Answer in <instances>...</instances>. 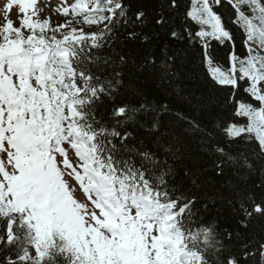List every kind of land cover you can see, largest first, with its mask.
Masks as SVG:
<instances>
[{
  "label": "snow or ice",
  "instance_id": "6c2138e0",
  "mask_svg": "<svg viewBox=\"0 0 264 264\" xmlns=\"http://www.w3.org/2000/svg\"><path fill=\"white\" fill-rule=\"evenodd\" d=\"M160 2L146 0L148 7L133 12L125 0H61L55 22L44 14L41 0L0 4V264H264V228L252 239L242 231L253 216L264 217V199H257L248 177L233 179L239 172L229 176L223 162L217 163L226 194L218 189L192 197L172 211L178 201L167 199V190L177 177V135L169 141L161 132L151 148L129 143L128 133L115 143L107 135L108 124L119 125L120 118L149 130L140 120L149 111L156 113L150 130L157 132L160 115L170 111L167 103L159 109L147 103L144 90L125 76L126 68L150 72L148 66L157 63L154 55L138 64L130 51L112 48L98 69L85 66L92 49L112 46L117 28L126 32L125 42L148 45L155 40L150 52L159 46L166 53L169 42L180 37L177 29L167 31L164 9L152 7ZM254 3L264 17V2ZM176 6L170 0V9ZM237 16L245 17L255 32L251 16L242 9ZM187 17L210 25L216 38L223 34L208 0L203 9L190 7ZM260 34L264 37V31ZM208 35L196 32L197 37ZM174 59L169 55L160 63L178 78ZM215 70L235 86L234 61L230 75ZM241 75L261 104L253 108L237 102L235 115L247 118V124L230 122L223 131L230 139L255 138L264 152V64L253 62ZM121 90L144 102L100 107L105 97L113 101ZM197 107L207 109L205 119L215 127L219 118H213L212 102ZM176 115L201 127L181 112ZM231 162L255 173L246 158ZM184 175L191 173L185 170ZM260 176L256 189L264 187V168ZM210 205L218 218L207 221L201 210ZM225 209L230 210L227 217ZM224 219L234 220L238 228L222 226Z\"/></svg>",
  "mask_w": 264,
  "mask_h": 264
},
{
  "label": "trees",
  "instance_id": "16d2710c",
  "mask_svg": "<svg viewBox=\"0 0 264 264\" xmlns=\"http://www.w3.org/2000/svg\"><path fill=\"white\" fill-rule=\"evenodd\" d=\"M125 2L130 5L133 12L140 7H148L146 0H125ZM209 2L212 11L218 15L219 22L227 35L216 38L209 31L208 36L197 37L196 32L207 28V24L188 19L187 12L194 5V0H176L177 6L171 9L170 0H161L158 5L153 3L152 7L158 6L164 9V13L169 19L167 31L177 29L180 37L175 42H169L166 53L161 52L159 46L156 47L155 52H150L152 46L157 43L155 40L148 45L125 42L126 32L117 28L112 46L105 45L102 48L92 49L87 57L88 63L85 65L98 69L107 57L112 56V48L121 49L125 53L130 51L138 64L141 61L146 62L149 54L156 57L157 63L148 66L150 72L139 73L132 68H126L125 76L132 80L137 87L144 90L147 103H154L156 109L167 103L170 111L160 115L159 131L152 132L150 130L156 113L149 111L147 116H140V120L149 130H145V127H141L139 124L130 123L120 118L121 123L119 125L114 122L108 124L107 135L112 137L115 143L124 133H128L129 143H139L145 148H151L155 138L161 132L167 133L164 138L169 141L173 134L177 135L178 139L173 143L174 166L177 177L175 180L169 181L170 186L167 190V199L178 201L177 207L172 211H178L181 205L192 197L202 198L206 193L209 195L217 194L218 189L221 193L226 194V189L221 187L225 177L216 175V165L221 162H223L222 166L226 168L229 176L233 171L239 172L240 175L233 179L243 181L245 176L248 177L247 182L253 186L251 190L255 192L257 199H264V187L255 188L256 181L261 178L260 169L264 168V152H261L260 145L255 138L247 140L244 135L230 139L223 131L230 122L247 124V118L235 115L237 102L242 106L250 104L256 108L260 107V102L258 99H254L248 80L242 77L238 71L236 72L238 82L234 87L219 82L210 72V66H219L231 73L232 56L235 61L238 59L245 60L250 56L248 48L251 49V42L248 40L247 21L245 17L237 16V10L242 9L246 16H251L253 19H257L261 15L257 10L253 14L252 6L246 5L242 0H219V3H215V0H209ZM163 39L162 37L161 40ZM169 55L175 58L173 69L178 74V78L169 73L166 65L160 63L161 60H166ZM157 81L160 82L159 87L156 86ZM141 102H144L141 97L121 90L115 95L113 101H109L105 97L104 103L100 107L107 109L113 104L139 105ZM207 102H212L213 118H219L215 127L213 120L205 119L207 109L197 107ZM177 112L191 117L201 127H194L193 123L180 119L176 115ZM255 126H258V121L253 125V127ZM202 128L209 130L212 136L205 135L204 131L201 130ZM233 157L237 160L241 158L249 160L255 169V173L244 167L234 166L231 162ZM185 170L191 173V176H185ZM192 177H195V181ZM165 202V197L161 196V203ZM196 207H200L199 199ZM201 211L203 218L207 221L218 218L215 208L211 205L206 212ZM240 211L237 208L236 214L239 215ZM186 215L185 212L184 217H179V219L183 221ZM229 215L230 210L225 209V216ZM225 224L229 225L230 228H238L234 220H221V225ZM260 228H264V217L255 215L249 229L242 231L245 232L247 239H252L253 232ZM241 242L236 241L237 244Z\"/></svg>",
  "mask_w": 264,
  "mask_h": 264
},
{
  "label": "rangeland",
  "instance_id": "374dc122",
  "mask_svg": "<svg viewBox=\"0 0 264 264\" xmlns=\"http://www.w3.org/2000/svg\"><path fill=\"white\" fill-rule=\"evenodd\" d=\"M4 2H5V0H0V4H3ZM216 2L217 1L215 0V3ZM242 2L245 3L246 5L252 6L251 8H253V14L256 10L259 12V8L254 3V0H242ZM60 3H61V0H41V7H43V9H44V14L46 16L52 15L54 18V22H55V16H56V13L54 10L57 7H59ZM208 3L210 4L209 0H208ZM194 5L203 9V0H194ZM259 14H260V12H259ZM219 21H218L219 26L223 29L222 24H220ZM252 21H253L252 27L255 29L254 33L249 30V25L247 22L248 40L251 42L250 43L251 49L248 48L250 56L245 60H243V59H238L236 61L233 60L236 64V72L238 71L240 73V75H241L242 71H244L246 68H248L253 62H256L257 64H264V37H262L260 34L262 31H264V17L260 16L257 19H253V17H252ZM214 22H216V21H214ZM203 30L206 32L210 31L212 33L210 25H208V24H207V28H205ZM217 34H219V33H217ZM212 35L216 36V34H213V33H212ZM225 35H227V32L223 29V34H219V37L225 36ZM217 68L222 70L223 73H227L229 75L231 74L222 67L210 66V72H211L212 76L221 83H231V78L225 79L223 77V74L219 70H215ZM234 79H235L236 84H237V82H238L237 75H235ZM262 91H264V88H262ZM259 102L261 104L260 100H259ZM253 108H256V107L253 106ZM258 125H259V121H258ZM70 153L74 154V149L70 148Z\"/></svg>",
  "mask_w": 264,
  "mask_h": 264
}]
</instances>
